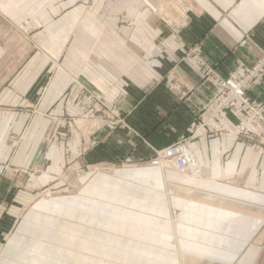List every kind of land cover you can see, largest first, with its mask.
Returning <instances> with one entry per match:
<instances>
[{
	"label": "rangeland",
	"instance_id": "374dc122",
	"mask_svg": "<svg viewBox=\"0 0 264 264\" xmlns=\"http://www.w3.org/2000/svg\"><path fill=\"white\" fill-rule=\"evenodd\" d=\"M155 3V0H0L3 75L11 67L19 66V70H27L22 77L39 83L50 76L60 77L66 70L73 72L75 61L92 55L105 58L108 45L124 44L129 38L136 42L142 37L152 44L155 38H161L154 32L160 27L154 18ZM2 102L6 105L11 100ZM92 106L93 113L88 111L83 116L82 129L76 118L65 120L63 125L58 116L50 118L52 122L46 120V114L37 117L35 136L40 145L47 143L50 148L51 128L56 130L57 142L65 137L64 127L70 135L68 147L55 146L54 162L46 154L49 162L41 157L34 165L32 161L29 168L24 165L26 168L20 169L9 161L3 163L1 209L11 203L12 190L17 191L23 208L16 227L8 228L0 239V264H264V171L257 181L258 210L232 204L238 215L233 219L239 226L222 227V213L201 206H195V212L192 210L184 183L163 178L159 186L154 178L124 179L125 174L112 176L113 168L106 164L92 167L72 160L75 153L79 154L77 146L86 136L108 125L123 124L101 97ZM35 113L40 112L36 109ZM241 139L252 143L257 156L264 154V140ZM20 141L21 136L8 137L12 147ZM158 151H154L151 159ZM150 160L145 166L152 168ZM198 165L201 177L195 181L208 180ZM158 170L177 173L171 168ZM242 172L243 169L223 176L222 184L241 183L246 187L247 174ZM140 186H151L160 193L128 196ZM180 186L182 190L174 195L175 187ZM36 211H40L34 215L41 227L27 226V215ZM186 212L208 217L196 220L208 226L177 228L180 220L187 219ZM62 215L66 220H58Z\"/></svg>",
	"mask_w": 264,
	"mask_h": 264
},
{
	"label": "crops",
	"instance_id": "0c3cea01",
	"mask_svg": "<svg viewBox=\"0 0 264 264\" xmlns=\"http://www.w3.org/2000/svg\"><path fill=\"white\" fill-rule=\"evenodd\" d=\"M155 1L154 18L160 27L154 32L161 38H155L152 44L142 37L136 42L129 38L124 44L108 45L105 58L92 55L89 59L75 61L73 72L66 70L60 77L50 76L39 83L22 77L27 70L21 71L19 66L11 67L4 76L0 61V175L6 161L22 167L20 169L24 165L29 168L37 151L35 147L38 149L40 145L35 136L37 117L46 114L45 119L52 122L51 119L58 116L63 125L65 120L76 118L77 126L82 129L83 116L93 110L92 105L101 97L108 109L121 117L123 124L108 125L85 139L81 135L83 140L77 146L80 152L75 153L72 160L92 167L106 164L113 168L112 176L125 174L124 179L154 178L159 186L163 178L167 182L177 180L185 184L187 202L194 212L195 206L210 207L209 210L223 214L220 226L237 227L233 218L238 215L232 204L258 210L257 181L264 171V154L257 156L252 143L229 134L217 137L204 134L190 139L189 146L208 179L205 181L181 176L180 172L162 173L145 165L154 151L189 138L196 117L217 100V83L214 79H205L198 59L210 65L222 79L241 77L257 65L264 55V0ZM2 18L0 14V30ZM138 33L140 37L141 31ZM247 94L264 109V71L253 79ZM4 99L11 100L6 104L11 105V109L4 108ZM36 109L41 114L36 115ZM54 131L51 128L48 133L49 139L53 138L49 149L47 143H41L44 149L36 162L41 157L49 162L46 154L54 162L55 146L68 147L70 135L65 127L61 142L54 138ZM12 135L22 137L15 147L8 144V137ZM242 169V173L247 174L246 187L241 183L222 184L223 176ZM180 188L175 187L174 195L182 190ZM152 191L160 193L151 186H140L128 196H148ZM10 196L11 203L2 209L0 206V239L8 228L16 227L23 208L17 191L12 190ZM36 212L27 215V226L41 227L34 215L40 211ZM186 217L179 221L177 228L208 226L196 221L208 218L204 215L186 212ZM58 220L66 218L62 215ZM176 234L180 240L178 229Z\"/></svg>",
	"mask_w": 264,
	"mask_h": 264
},
{
	"label": "built area",
	"instance_id": "2783aa9c",
	"mask_svg": "<svg viewBox=\"0 0 264 264\" xmlns=\"http://www.w3.org/2000/svg\"><path fill=\"white\" fill-rule=\"evenodd\" d=\"M197 59V58H196ZM207 81L214 79L219 88L216 102L198 115L189 138L202 133L217 137L229 134L251 141L264 140V109L247 94L251 82L264 71V55L246 75L222 79L212 67L198 59ZM189 140H182L155 152L149 166L156 169L171 168L191 177H201V168L190 149Z\"/></svg>",
	"mask_w": 264,
	"mask_h": 264
},
{
	"label": "water",
	"instance_id": "95a60500",
	"mask_svg": "<svg viewBox=\"0 0 264 264\" xmlns=\"http://www.w3.org/2000/svg\"><path fill=\"white\" fill-rule=\"evenodd\" d=\"M43 149H44L43 145H39V147L35 153V157H34L32 165H34L36 163V159H37L38 155L43 152Z\"/></svg>",
	"mask_w": 264,
	"mask_h": 264
}]
</instances>
